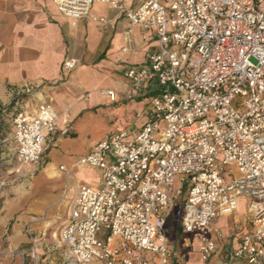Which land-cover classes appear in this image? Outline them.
I'll list each match as a JSON object with an SVG mask.
<instances>
[{
    "label": "built area",
    "instance_id": "2783aa9c",
    "mask_svg": "<svg viewBox=\"0 0 264 264\" xmlns=\"http://www.w3.org/2000/svg\"><path fill=\"white\" fill-rule=\"evenodd\" d=\"M55 1L74 21L96 2L123 12L131 26L122 52L134 26L153 27L158 37L148 66L126 69L137 88L151 79L159 84L149 120L134 133L109 135L77 162L97 169L101 184L77 186L68 202L60 231L68 264H174L179 253L167 222L185 185L180 224L197 232L202 259L216 250L211 221L233 213L245 195L251 228L234 264H264V0H137L132 7ZM77 64L63 62L66 69ZM23 93L30 91L10 89L12 98ZM102 93L115 100V90ZM11 125V160L39 165L57 129L53 104L43 101L31 115L20 111ZM230 164L237 172H228Z\"/></svg>",
    "mask_w": 264,
    "mask_h": 264
},
{
    "label": "crops",
    "instance_id": "0c3cea01",
    "mask_svg": "<svg viewBox=\"0 0 264 264\" xmlns=\"http://www.w3.org/2000/svg\"><path fill=\"white\" fill-rule=\"evenodd\" d=\"M118 1L131 7L138 2ZM104 6L111 13L101 11ZM94 17H104L106 22ZM130 26L126 15L107 3H94L88 15L74 21L62 14L55 0H0V105L11 103L10 89L16 87L30 91L26 98L36 101L34 107L25 104L21 111L31 115L48 101L57 113V129L48 138L42 162L27 165L30 178L3 200L0 250L5 240L13 250L32 242L29 227L35 252L47 248L67 257L69 249L61 241L59 228L67 219L68 202L77 186L101 184L100 172L78 166V160L109 135L124 130L134 133L149 120L159 84L151 79L137 88L126 69L148 66L147 54L157 48L158 37L153 27L134 26L130 48L122 52L124 32ZM67 58L78 60L74 69L64 68ZM107 89L115 90V100L102 93ZM61 166L72 173L69 178ZM247 202L240 195L233 213L211 221L209 236L216 250L208 261L202 259L197 232L185 233L180 220L167 225L170 246L179 253L174 264H234V252L251 228ZM4 259L0 264H12L13 257Z\"/></svg>",
    "mask_w": 264,
    "mask_h": 264
},
{
    "label": "rangeland",
    "instance_id": "374dc122",
    "mask_svg": "<svg viewBox=\"0 0 264 264\" xmlns=\"http://www.w3.org/2000/svg\"><path fill=\"white\" fill-rule=\"evenodd\" d=\"M97 3V2H96ZM97 5L93 6L92 10H96ZM101 11H103L106 14L111 13V10L104 6L101 8ZM13 99V98H12ZM28 104L30 108L34 107L36 104V101L33 99L32 96L29 98H25L23 101H19L15 103V105L12 106L11 110H8L7 105L5 107H2L1 112L3 113L0 118L2 119V130L0 131V199H6L9 198L11 194V190L19 185H23L24 182L28 178H30V175H27L25 172V168L27 167V164L25 165H18L15 163L14 160H11V154L9 151V146L11 145L12 139L4 140V138L8 137V135L12 134V125L11 121L14 116V114L19 111L23 110L22 106ZM4 140V141H2ZM13 145V144H12ZM228 172L231 171L237 172L234 165L230 164L228 167ZM19 170V171H18ZM178 186V184H177ZM242 207L244 208L246 205L245 197L241 198ZM183 206V196H180L176 199L171 214L168 219L167 225L171 224L172 221L177 224L180 220V214L182 211ZM63 224L59 228V232L61 231ZM28 228V227H27ZM26 228V230H27ZM8 234V232H7ZM172 234L174 232L172 231ZM5 240V239H4ZM34 242L30 243H24L21 246H19L16 250H13L10 247V244L5 240V246L0 250V262L5 261V256L9 255L13 257L12 264L17 263V261L20 264H68L69 261L66 257L60 256L58 252H49L47 251V248L45 250H38L35 252L32 249ZM54 244V241L50 243V245Z\"/></svg>",
    "mask_w": 264,
    "mask_h": 264
},
{
    "label": "trees",
    "instance_id": "16d2710c",
    "mask_svg": "<svg viewBox=\"0 0 264 264\" xmlns=\"http://www.w3.org/2000/svg\"><path fill=\"white\" fill-rule=\"evenodd\" d=\"M31 93V92H30ZM29 96V93H23V94H21V95H19V96H17V97H14L13 99H12V101H11V103H10V105L8 106V110H11V108H12V106L13 105H15V103H17V102H19V101H23L26 97H28ZM1 110H2V107H1V105H0V116L3 114L2 112H1ZM21 110H19V111H17L14 115H16L17 113H19ZM2 119L0 118V131L2 130ZM187 185H185L184 186V193H183V195H181V196H183V202H184V198H185V196H186V192H187ZM3 200L4 199H0V208H1V206H2V203H3ZM178 229L180 230V226L178 227ZM10 232H11V227H9L8 228V234H10Z\"/></svg>",
    "mask_w": 264,
    "mask_h": 264
},
{
    "label": "bare ground",
    "instance_id": "6f19581e",
    "mask_svg": "<svg viewBox=\"0 0 264 264\" xmlns=\"http://www.w3.org/2000/svg\"><path fill=\"white\" fill-rule=\"evenodd\" d=\"M55 166V165H54ZM19 171V170H18Z\"/></svg>",
    "mask_w": 264,
    "mask_h": 264
}]
</instances>
